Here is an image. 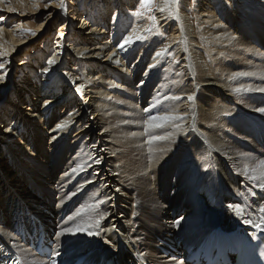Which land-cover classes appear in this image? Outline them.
I'll use <instances>...</instances> for the list:
<instances>
[{
  "label": "bare ground",
  "instance_id": "obj_1",
  "mask_svg": "<svg viewBox=\"0 0 264 264\" xmlns=\"http://www.w3.org/2000/svg\"><path fill=\"white\" fill-rule=\"evenodd\" d=\"M35 2L0 0V12ZM168 2L176 26L163 60H149L143 42L132 69L135 51L123 52L142 32L135 24L115 42L136 20L133 0L78 13L69 44L55 41L49 58L33 54L17 73L9 56L23 31L0 26V88L10 87L0 125L13 116L0 126V264H186L217 228L264 234V0H199L195 28L179 0H159L166 32ZM6 68L23 77L11 84ZM20 121L41 135L27 153ZM37 229L45 257L30 246Z\"/></svg>",
  "mask_w": 264,
  "mask_h": 264
},
{
  "label": "rangeland",
  "instance_id": "obj_2",
  "mask_svg": "<svg viewBox=\"0 0 264 264\" xmlns=\"http://www.w3.org/2000/svg\"><path fill=\"white\" fill-rule=\"evenodd\" d=\"M29 1L30 0H26V3H28ZM107 1L108 0H105V2H107ZM198 1L199 0H179V2L177 3V10H178L179 14H181L182 12L185 13L187 15V19L189 21V24L192 27L194 26L193 28H195L197 25V19H196L194 7H195V4L198 3ZM227 1H230V0H227ZM100 2H101V0H37V2H35V4L33 5L31 10L22 9V10H20V12L15 13L11 9L6 10L5 8H3L4 11L2 13L0 12V18L4 16V18L6 20L4 19L0 23L1 24L0 26H5V28H7V29L19 27L20 34H22L21 31H23L21 38L23 40H25L24 44L20 46L21 48L20 47L15 48L14 52L9 56V58L11 60L14 59L11 62V65L9 63L11 70L14 71V73H17L19 71L18 69L21 70L22 68H25L27 70L28 63H31L30 62V56H32L33 54H36V53L37 54L45 53V57L43 58V60H46L47 58H49L52 51L54 50L55 41H57V40L62 39L65 42V44L66 43L69 44V41H71L70 40L71 37L69 36L68 31L67 32L65 31V28L68 27L69 23H71V20L73 18H76V16L78 17V13L83 14V15H86L89 13V15H90L92 13V10H93V12H95V9H96L95 7L99 6L98 3H100ZM57 3H59V7L54 10L55 14H53V16H51V18L46 19V16L48 14V12H47L48 9H53L55 7V4H57ZM158 3H159V0H150V3H148V4H142L141 0H133L131 10H134V12H133V14H131L130 17H131V20H133L134 17H136V20H133L132 22L130 21L127 24L129 28H127L125 31H123L120 34V36L117 37V39H116L115 43L118 44V42H120L121 39L124 38L128 34V31H130V29H132L135 24H136L135 27H137L138 31L142 32L141 34H144V35L140 34V36L138 37L139 39L137 38L134 41H132L131 45H129L125 49V51L123 52L126 55V53L129 52V50L135 51L134 57L136 59L134 58L131 64L128 63L129 68H131V69L133 68L131 65L135 64L138 61V56H140L138 49L143 48V46H140V44L143 42H147L148 44L149 43L151 44L150 54L147 55L149 57V60L151 59V57L154 56L155 53L158 54L157 59H159V61L163 60L161 58V54H159V52H157V51H158V49L160 51V49H162L161 47L166 46V44L168 43V41H169L168 33L172 34V30L176 26V20H175V16H174L173 3H171V2L166 3L165 7H164V13L166 14L165 16H167L168 21H170L171 31L166 32V30L161 28L160 24L157 23L158 22V20H157ZM102 4H103V2L101 3V6H102ZM50 5H52V6H50ZM2 7H7V3H3ZM4 12H6V14H4ZM10 14H11V16H9ZM80 14H79V17L77 19L81 20ZM113 16H114V12L110 11L108 13L109 21L112 20ZM45 19H46V21H45ZM116 19H117V17L115 18V20ZM3 23H5V25H3ZM39 24H41L42 28L40 29V31H35L36 26ZM65 24H67V25H65ZM72 25H77V27H78V25H80V23L75 22V23H72ZM246 27H248V26H246ZM248 28H249L248 30H250V31L254 30V29L252 30L250 27H248ZM82 32L83 31H81V33ZM62 33H64V34H62ZM95 43H96V41H95ZM147 56L145 59H147ZM167 61H169V63H173L172 66H170V68H169V70L171 72H173V65L176 63V59L174 58L173 55H170L169 59ZM72 67H73V69L77 70V66L75 64H73ZM7 71H8L7 68H6V70L4 69V72H1V75H5L6 80H7V78H8V80H11V84H12V81L14 80V78H17V80L20 81V79L23 77L22 74H20L21 76L18 77L16 74H13L12 72L10 73ZM141 71H142V74H145V69L141 68V70H139V75L141 74ZM76 76H79V78H81L80 73L79 74L77 73ZM12 77H13V79H12ZM135 77H136V75H134L133 78H129V79H134ZM6 80L4 82H6ZM115 84H116V81H115ZM150 84H154V81L150 80ZM116 85H120V84L117 83ZM121 86L124 87L125 84L124 85L121 84ZM0 89H1L0 90V99L2 100L3 98H5V96L9 92L10 87H8V85L6 84V86H4L3 88H0ZM56 94L60 95L61 90L60 89L57 90ZM24 99L25 98H23V100ZM5 103L10 105L9 107H11V105H12V104H10L9 101H5ZM19 103L20 102H18L17 104H19ZM14 105H16V104H14ZM8 117L9 118H7V120H5L4 123L0 125L1 129L6 127V125L10 122L9 120H11V118L13 116H10V114H9ZM19 125H20V127H19ZM19 125H18V128H19L18 131L20 134L22 133L20 135V137H18L21 140V142H19V143H24V142L27 143V146H25L26 151L25 150H19V151H21L22 153L30 152V151L35 149V145H36L35 138L41 137V135L38 132H36L39 130H35L32 124L29 125L30 127H27V125L23 121H20ZM42 125H43V123L40 126H42ZM56 135H54V136H56ZM45 143H46V141H45ZM47 148H51V146L49 145V146H47ZM47 148L45 146V149H47ZM4 155H6V154L4 153L3 156ZM18 156H20V155H17V157ZM4 159H5V157H4ZM18 161L23 162V159L18 160ZM47 192H49V191H47ZM4 194H6V192L3 193L2 195H4ZM58 199H59V197H58ZM57 205H58V203H57Z\"/></svg>",
  "mask_w": 264,
  "mask_h": 264
},
{
  "label": "snow or ice",
  "instance_id": "obj_3",
  "mask_svg": "<svg viewBox=\"0 0 264 264\" xmlns=\"http://www.w3.org/2000/svg\"><path fill=\"white\" fill-rule=\"evenodd\" d=\"M141 3L142 4H148V3H150V0H141ZM189 99H192V97L190 96Z\"/></svg>",
  "mask_w": 264,
  "mask_h": 264
}]
</instances>
